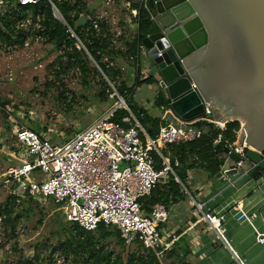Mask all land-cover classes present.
I'll use <instances>...</instances> for the list:
<instances>
[{"label": "built area", "instance_id": "built-area-1", "mask_svg": "<svg viewBox=\"0 0 264 264\" xmlns=\"http://www.w3.org/2000/svg\"><path fill=\"white\" fill-rule=\"evenodd\" d=\"M39 1L0 0V19L17 5H33ZM47 1L51 5L53 17L65 26L67 39H73L78 49H84L78 34L66 23L54 2ZM141 1L145 7V0ZM130 11L134 19L138 10L131 8ZM25 23L22 21L17 27L25 29ZM134 23L137 27L135 21ZM141 52L146 54L142 42L137 45V54ZM137 54L130 56V59H137ZM160 81L161 79L158 80L159 86ZM112 94L121 100L120 103L65 143L51 142L42 132L38 133L27 124L16 122L15 140L21 151L17 153V165L8 172L14 182L11 194L17 197V201L26 196L36 201L51 200L62 209L67 221L76 222L88 231L95 230L101 222L115 226L125 245L139 243L161 259L177 239L175 231L158 228L160 223L169 219V211L162 203H155L147 211L141 199L148 196L155 185L167 184L171 175L175 176L181 191L189 194L174 173L178 161L162 155L160 147L198 139L206 132V128L187 123L168 110L162 114L164 122L156 138L151 139L124 99L115 90ZM119 107L128 111L121 120L127 124L125 127L112 120ZM202 116L207 117L220 130L226 129L227 122L234 121L220 117L217 109L208 104H205ZM239 123L241 128L242 124ZM240 128L232 129L236 136L234 142H224V147L229 148V152L225 154L230 160V152L245 158V153L250 148L240 139ZM221 142L222 136L218 134L213 145ZM152 153L160 159L158 166ZM231 166L243 174L256 168L253 163L245 160L233 161ZM190 178L191 175L188 174L187 179ZM192 202L195 210H199L201 219L207 221L217 236L230 247L223 234L224 215L204 211L203 204L194 199ZM239 218H244V214H240ZM169 236L173 238L167 241ZM257 242L264 244V233L257 236ZM233 253L239 264H244L234 251Z\"/></svg>", "mask_w": 264, "mask_h": 264}, {"label": "rangeland", "instance_id": "rangeland-1", "mask_svg": "<svg viewBox=\"0 0 264 264\" xmlns=\"http://www.w3.org/2000/svg\"><path fill=\"white\" fill-rule=\"evenodd\" d=\"M129 4L127 0H113L103 11L95 10L88 15L90 19L105 21L109 27L112 51L101 53V61L108 62L118 71L117 78L105 76L87 52L88 65L96 72L85 76L77 68H70L56 78L58 62L66 61L63 48L32 34L30 27L39 26L31 19L25 20L24 27L29 36L23 45L0 40V101L8 103L5 109L0 106V206L12 195L14 188V182L8 180V172L14 167L11 164V161L15 162L13 157L21 151L15 140L16 122L25 123L35 131L39 129L51 142L65 143L115 106L109 103L114 96L112 90L120 81L134 79L136 70H139L140 79L147 76L156 79L157 71L145 53L137 54L134 60L126 53L136 32ZM157 87L163 91L157 82L136 86L131 104L145 107L153 100ZM120 101L118 99L116 105ZM217 113L222 117L220 111ZM229 164H233L230 159ZM16 202L18 205L9 221L0 215V264L24 263L34 254L47 262L52 248L58 239H64V230L71 226L69 221L51 200L29 202L22 197ZM194 205L193 202L190 204V210L200 217ZM109 228L114 230V227ZM93 231L97 237L98 233ZM100 243L109 251L121 252L124 257L126 253H134L138 245L122 248L113 236ZM53 259L55 264H83L81 257L77 262L72 257L65 261L59 252L54 253Z\"/></svg>", "mask_w": 264, "mask_h": 264}, {"label": "trees", "instance_id": "trees-1", "mask_svg": "<svg viewBox=\"0 0 264 264\" xmlns=\"http://www.w3.org/2000/svg\"><path fill=\"white\" fill-rule=\"evenodd\" d=\"M52 2H54L66 23L78 34L84 49H78L73 39H67L68 33H66L65 26L53 17L51 5L47 0H40L33 5H17L11 9L9 14L1 17L0 40H4L7 43L23 45L29 33L24 28H18L17 24L31 19L33 24L36 23L39 26L36 28L30 27L32 34L36 37L44 38L47 42L53 43L56 47L63 48L66 61L60 60L58 62V74L64 73L70 68H77L85 76L92 72H96L95 69L88 65V61L85 57V52H87L105 76H111L112 79L117 78L118 71H115L108 62L101 61V53L112 51L111 34L107 23L103 20L93 18L87 20L83 26L75 28V22L84 9L81 1L75 0L73 4L69 3L68 0H52ZM141 2L140 0L135 3H130L132 9L138 10V15L133 19L137 27L134 39L127 48L126 53L129 56H135L137 54V45L142 42L151 24L149 13ZM86 28H88L87 31L85 30ZM135 74L134 79H131V81H120L114 90L124 99L127 107L138 119L147 135L151 139H155L160 126L164 122L162 114L166 113L170 108L166 103L164 92L161 89L156 93L152 105V109L157 111V113H150L142 105H132L130 101L136 86L143 83L150 84L157 82L153 76L140 79L139 70H136ZM117 102L118 98L112 96V101L109 104L116 105ZM7 105L8 103L0 101L2 109H5ZM127 114L128 111L126 109L119 107L114 112L112 120L125 127L127 124L122 123L121 120ZM187 123L206 128V132L200 138L189 142L174 145H161L160 150L162 155L169 157L172 161H178V165L174 167V173L179 181L186 187L188 192H190L189 194H191L190 179H187L188 172L192 171V173L194 172L196 175H202L201 172H203L207 180L229 178L228 171L234 167L229 164V159L226 157L224 142L226 140L232 143L236 140V136L232 133V129H239L240 123L235 120L229 121L226 123L225 130H220L215 127L205 116L187 121ZM36 132H40V130L37 129ZM218 134H221L222 142L213 145V140ZM152 154L156 158L158 166L160 159L155 153ZM13 158L15 162L11 161V164L12 166H16L18 158ZM250 178H261L260 169L256 167L251 172ZM10 179L9 177L8 180ZM189 194L181 191L180 184L176 181L175 176L171 175L167 184L155 185L150 194L142 198L141 201L147 211H149L151 206L155 203H162L168 209L179 200H184L187 197L189 198ZM16 199L17 197L15 195H10L4 205L0 206V215L5 216L7 221H9L15 213V207L18 205ZM26 199L29 202L33 201V198L30 196H26ZM194 209H196L195 206ZM203 210L205 211L204 207ZM168 220L160 223L158 228L166 229ZM69 224L71 226L64 230V239H58L56 246L52 248L49 257L50 260L43 262L40 260L38 254H34L31 258H27L24 263L20 264H55L56 262L53 256L56 252H59L65 261H68L69 258L72 257L73 261L77 262L78 257H81L83 264H190L189 258L191 256V248L187 240L180 235L183 231L182 228H177L175 230L174 235L178 238L173 241L171 248L164 252L161 259H158L151 250L146 249L139 243H134L138 244L134 253H126V257H124L121 252L114 253L105 249L100 242L110 236L115 238L116 243L120 247L123 248L125 245L119 230L115 226L105 225L103 222L99 223L95 229L98 235L95 237L93 234L94 231L85 230L76 222H69ZM109 227H114V230H110ZM172 238V236H169L167 241L172 240Z\"/></svg>", "mask_w": 264, "mask_h": 264}, {"label": "water", "instance_id": "water-1", "mask_svg": "<svg viewBox=\"0 0 264 264\" xmlns=\"http://www.w3.org/2000/svg\"><path fill=\"white\" fill-rule=\"evenodd\" d=\"M145 7L151 24L142 43L170 110L187 122L208 104L241 122L250 148L245 158L229 156L253 163L264 179V0H145ZM86 22L81 15L75 28Z\"/></svg>", "mask_w": 264, "mask_h": 264}, {"label": "crops", "instance_id": "crops-1", "mask_svg": "<svg viewBox=\"0 0 264 264\" xmlns=\"http://www.w3.org/2000/svg\"><path fill=\"white\" fill-rule=\"evenodd\" d=\"M80 1L84 9L79 17L84 15L89 20L90 12L103 11L113 0ZM68 2L73 4L75 0ZM156 80L158 86V75ZM157 92L158 87L154 89V98ZM154 98L145 104L150 113H157L152 109ZM188 174L191 175V194L168 208L169 220L165 230L183 229L180 235L191 248L190 264H239L233 251L244 264H264V244L257 242V236L264 233V179L250 178L251 172L243 174L240 170L228 173V179L207 180L203 172L202 175L192 171ZM192 199L203 204L205 211L224 215L223 234L231 248L217 236L207 221L201 216L196 217L194 210H190ZM242 213L244 218L240 219Z\"/></svg>", "mask_w": 264, "mask_h": 264}, {"label": "flooded vegetation", "instance_id": "flooded-vegetation-1", "mask_svg": "<svg viewBox=\"0 0 264 264\" xmlns=\"http://www.w3.org/2000/svg\"><path fill=\"white\" fill-rule=\"evenodd\" d=\"M55 77L56 78H59V74L57 72L55 73Z\"/></svg>", "mask_w": 264, "mask_h": 264}, {"label": "bare ground", "instance_id": "bare-ground-1", "mask_svg": "<svg viewBox=\"0 0 264 264\" xmlns=\"http://www.w3.org/2000/svg\"><path fill=\"white\" fill-rule=\"evenodd\" d=\"M107 115V114H106Z\"/></svg>", "mask_w": 264, "mask_h": 264}]
</instances>
